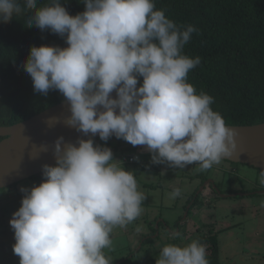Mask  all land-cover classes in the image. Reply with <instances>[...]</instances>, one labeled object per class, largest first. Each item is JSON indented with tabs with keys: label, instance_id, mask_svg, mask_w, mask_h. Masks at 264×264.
I'll list each match as a JSON object with an SVG mask.
<instances>
[{
	"label": "clouds",
	"instance_id": "1",
	"mask_svg": "<svg viewBox=\"0 0 264 264\" xmlns=\"http://www.w3.org/2000/svg\"><path fill=\"white\" fill-rule=\"evenodd\" d=\"M38 3L0 0V23L27 16L26 27L66 37L67 47L33 46L23 69L36 93L64 96L67 126L105 142L115 136L145 146L151 164L172 169L196 164L204 172L237 156V132L213 110L214 97L188 82L201 64V57L184 53L195 26L178 25L155 0H82L85 11L75 16L62 0ZM51 149L55 166L43 165L38 186L21 188V207L10 220L19 264H112L105 250L112 248L114 229H126L144 212L135 172L93 139L66 143L61 136ZM259 183L264 186V171ZM181 195L176 187L167 199ZM155 264L210 261L207 246L192 240L166 244Z\"/></svg>",
	"mask_w": 264,
	"mask_h": 264
},
{
	"label": "trees",
	"instance_id": "2",
	"mask_svg": "<svg viewBox=\"0 0 264 264\" xmlns=\"http://www.w3.org/2000/svg\"><path fill=\"white\" fill-rule=\"evenodd\" d=\"M62 2L70 15L85 11L82 0ZM47 3L49 0H39L38 7ZM155 4L178 25L191 24L198 29L184 48L186 55L201 57V64L188 74V82L197 92L214 97L212 108L226 125L264 123V0H155ZM26 19L21 16L0 23V126L22 122L66 100L58 90L47 96L36 93L32 78L23 69L33 46L67 47L66 37L26 27ZM130 156L139 157L136 153ZM12 233L0 214V264L20 262L13 252ZM198 240L207 246L210 264H220L217 240ZM135 251L112 264H123Z\"/></svg>",
	"mask_w": 264,
	"mask_h": 264
},
{
	"label": "rangeland",
	"instance_id": "3",
	"mask_svg": "<svg viewBox=\"0 0 264 264\" xmlns=\"http://www.w3.org/2000/svg\"><path fill=\"white\" fill-rule=\"evenodd\" d=\"M93 140L98 145L111 148L114 158L122 161L126 170L135 172L139 190L146 196L141 217L126 229H114L112 248L105 250L111 261L123 260L129 251L136 250L123 264H155L160 250L166 244L184 245L203 237L217 240L220 264H264V207H261L264 194L217 200L201 198L189 214L191 222L201 226V230L183 233V229L175 230L172 225L184 212L186 194L197 185L196 181L189 180L190 172L172 169L166 165L151 164V154L145 150V146L134 147L130 144L129 148H124L120 144L127 142L115 138H110L107 142L100 138ZM133 153L138 154L140 159L130 164L127 158ZM239 170L242 173L239 171L231 176L233 188L238 190H251L254 186L259 188L260 183L256 181L259 182V171L250 167H241ZM210 176L216 178L215 174ZM41 182L42 173L0 191V214H4L7 229L13 232L11 235L13 240L14 231L10 226V220L21 207L24 195L21 188L31 189ZM176 187L182 189V195L175 200H168L167 193ZM211 202L216 203L217 207L214 208ZM156 217L165 218L171 228L167 226L164 230L153 231L148 223ZM137 227L141 228L140 232H136ZM222 228L224 229L221 230ZM175 233H180L181 236L174 238ZM144 234L146 236L142 237ZM149 236L151 241L146 238Z\"/></svg>",
	"mask_w": 264,
	"mask_h": 264
},
{
	"label": "water",
	"instance_id": "4",
	"mask_svg": "<svg viewBox=\"0 0 264 264\" xmlns=\"http://www.w3.org/2000/svg\"><path fill=\"white\" fill-rule=\"evenodd\" d=\"M111 95L116 98L115 91ZM70 115V105L64 100L27 120L10 126H0V137L3 138L0 141V189L42 173L45 164L55 166L56 161L51 147L59 137H64L66 143H76L79 139L99 138L98 134L94 137L91 134L84 136L75 128L67 126L64 121ZM50 120L53 122L52 127L47 123ZM55 120L58 122L54 123ZM227 126L237 132L238 154L224 160L264 171V123ZM43 145H49V151L39 152ZM261 192L263 191H259ZM246 195L248 194L234 193L228 197ZM221 198H224V195H221Z\"/></svg>",
	"mask_w": 264,
	"mask_h": 264
},
{
	"label": "flooded vegetation",
	"instance_id": "5",
	"mask_svg": "<svg viewBox=\"0 0 264 264\" xmlns=\"http://www.w3.org/2000/svg\"><path fill=\"white\" fill-rule=\"evenodd\" d=\"M120 146L125 148V146H130V143L120 144ZM241 167H250L256 169L248 165L233 163L227 160H222L220 164L214 165L211 169L204 172L198 171V165L196 164L189 165L187 168H184L185 172H190L189 180L196 181L197 185L194 189H192L191 192H188L186 194V201L183 205L184 212L179 216L177 220L174 221V225H172L174 229L178 231H181V229H183V233L192 230H201V226L193 224L189 217V214L194 208L195 204H197V202L201 198H208V200H217L221 198V195H224V198H231L228 196L234 193H246L248 194V196H259L260 194H264V186H262L261 184L259 185V188L257 186H254V188H252L251 190H238L232 187L231 184L233 182V178L231 176L237 174L240 171L239 169ZM256 170L260 173L262 172L259 169ZM213 171L216 172L213 173ZM216 173H218V175ZM240 173L242 172L240 171ZM211 174H215L216 178L210 176ZM256 181L257 183H259L258 180ZM198 190H200L199 193ZM259 191L263 192L259 193ZM211 204L214 208L217 207L216 203L211 202ZM148 224L149 227L155 231L160 229L164 230L167 228V226L171 228V225L163 217H156L154 220L149 221ZM223 229L224 228H222L221 230Z\"/></svg>",
	"mask_w": 264,
	"mask_h": 264
},
{
	"label": "built area",
	"instance_id": "6",
	"mask_svg": "<svg viewBox=\"0 0 264 264\" xmlns=\"http://www.w3.org/2000/svg\"><path fill=\"white\" fill-rule=\"evenodd\" d=\"M134 157H137V156H129V157L127 158V162L130 163V164L135 163L136 160L133 159ZM124 160L126 161V159H124Z\"/></svg>",
	"mask_w": 264,
	"mask_h": 264
}]
</instances>
